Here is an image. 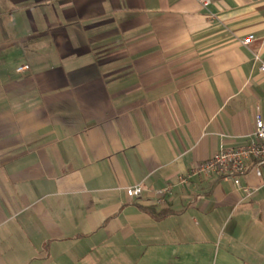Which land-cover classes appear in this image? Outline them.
Returning <instances> with one entry per match:
<instances>
[{
  "label": "crops",
  "instance_id": "1",
  "mask_svg": "<svg viewBox=\"0 0 264 264\" xmlns=\"http://www.w3.org/2000/svg\"><path fill=\"white\" fill-rule=\"evenodd\" d=\"M255 54L264 0H0V264H264L261 177L176 179L249 141Z\"/></svg>",
  "mask_w": 264,
  "mask_h": 264
},
{
  "label": "built area",
  "instance_id": "2",
  "mask_svg": "<svg viewBox=\"0 0 264 264\" xmlns=\"http://www.w3.org/2000/svg\"><path fill=\"white\" fill-rule=\"evenodd\" d=\"M202 6L206 7L212 0H198ZM253 36L248 35L243 39L244 44L252 41ZM254 60L259 62L258 70L264 72V62L258 54L254 55ZM28 65H22L17 71H23ZM253 171L264 183V116L256 112L254 116V129L248 142L237 147H221L208 159L191 166L187 173L176 176L177 184L186 186L193 177H209L215 175L232 183L241 189L246 196L251 195L253 189L248 185H243L241 177ZM173 184L166 183L161 188L154 191L157 204L165 202L166 198L172 193ZM143 187L136 184L126 188L128 197L141 195Z\"/></svg>",
  "mask_w": 264,
  "mask_h": 264
},
{
  "label": "rangeland",
  "instance_id": "3",
  "mask_svg": "<svg viewBox=\"0 0 264 264\" xmlns=\"http://www.w3.org/2000/svg\"><path fill=\"white\" fill-rule=\"evenodd\" d=\"M264 223V222H263ZM259 229H260V231H264V224H260L259 225Z\"/></svg>",
  "mask_w": 264,
  "mask_h": 264
},
{
  "label": "trees",
  "instance_id": "4",
  "mask_svg": "<svg viewBox=\"0 0 264 264\" xmlns=\"http://www.w3.org/2000/svg\"><path fill=\"white\" fill-rule=\"evenodd\" d=\"M149 212H151L152 214H155L156 215V213L153 211V208H148L147 209Z\"/></svg>",
  "mask_w": 264,
  "mask_h": 264
},
{
  "label": "water",
  "instance_id": "5",
  "mask_svg": "<svg viewBox=\"0 0 264 264\" xmlns=\"http://www.w3.org/2000/svg\"><path fill=\"white\" fill-rule=\"evenodd\" d=\"M262 209H263V214H264V206H263V208H262Z\"/></svg>",
  "mask_w": 264,
  "mask_h": 264
}]
</instances>
